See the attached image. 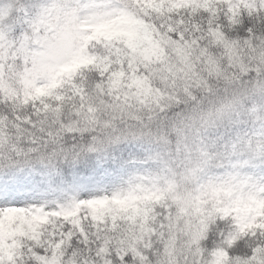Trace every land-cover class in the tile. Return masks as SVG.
Instances as JSON below:
<instances>
[{
    "label": "snow or ice",
    "instance_id": "obj_1",
    "mask_svg": "<svg viewBox=\"0 0 264 264\" xmlns=\"http://www.w3.org/2000/svg\"><path fill=\"white\" fill-rule=\"evenodd\" d=\"M0 264H264V0H0Z\"/></svg>",
    "mask_w": 264,
    "mask_h": 264
},
{
    "label": "trees",
    "instance_id": "obj_2",
    "mask_svg": "<svg viewBox=\"0 0 264 264\" xmlns=\"http://www.w3.org/2000/svg\"><path fill=\"white\" fill-rule=\"evenodd\" d=\"M222 231H227L226 228H222ZM222 237H220L218 234L213 235L212 233L209 234V239L207 241H205V244H211L213 246H215L216 244H220L222 242Z\"/></svg>",
    "mask_w": 264,
    "mask_h": 264
}]
</instances>
